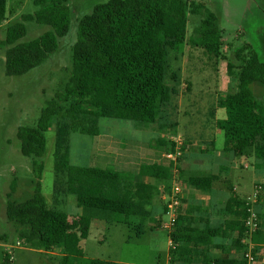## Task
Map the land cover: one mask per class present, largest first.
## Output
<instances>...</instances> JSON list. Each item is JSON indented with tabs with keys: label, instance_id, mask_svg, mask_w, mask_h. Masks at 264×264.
Instances as JSON below:
<instances>
[{
	"label": "trees",
	"instance_id": "obj_1",
	"mask_svg": "<svg viewBox=\"0 0 264 264\" xmlns=\"http://www.w3.org/2000/svg\"><path fill=\"white\" fill-rule=\"evenodd\" d=\"M69 0H33L37 10L22 16V22L9 25L0 48L6 51V74L23 75L57 52L59 38L68 35L71 20ZM7 0H0V23L6 19ZM193 21L189 45L206 51L209 77L219 73L223 56V34L218 16L203 3L190 0H107L94 5L90 14L78 22L77 38L72 46V67L61 91L46 102L34 126H19L17 138L21 153L32 158L36 177L41 178L46 151L45 131L57 126V147L53 154L54 178L52 204L47 202L38 182L31 197L23 202L12 200L8 193L6 218L24 245L41 253L60 252L57 264H128L87 258L82 242L92 220L126 225L135 238H141L151 226L154 200L161 195L159 182L169 187L170 166L153 162L140 169L144 180L136 181L128 172L108 168L83 167L69 161L70 134L99 135L100 118L130 121L140 130L159 128L162 110L175 92L167 83L169 50L185 42V22ZM47 24L52 29L35 39L19 42L26 36L25 22ZM239 69L235 91L218 102L223 117H214L215 129L224 133V150L235 156L251 150L257 166L264 169V105L255 97L251 86L264 85V61L250 47L235 51ZM234 63H227L232 75ZM169 150L175 152L170 141ZM190 142L181 144L182 153L191 151ZM167 146V147H168ZM215 151L211 140L202 153ZM183 157V155L179 156ZM173 161H171L172 167ZM226 170L220 167L219 171ZM219 173L188 174L180 171L183 187L212 190ZM69 197L89 198V205L78 206L81 225L72 228L68 214L60 208ZM187 201L181 200L176 220L169 228L171 240L169 264H247L243 256L213 258L209 255L217 239L231 238V245L245 250L248 245L246 200L230 197L219 210L224 220L212 223L200 216L192 218ZM167 207L164 208V213ZM73 215V214H70ZM251 236L253 255L264 247V220ZM152 230V229H151ZM224 253V249L222 250ZM1 264H12L9 253H3ZM257 264H264L259 263Z\"/></svg>",
	"mask_w": 264,
	"mask_h": 264
},
{
	"label": "rangeland",
	"instance_id": "obj_2",
	"mask_svg": "<svg viewBox=\"0 0 264 264\" xmlns=\"http://www.w3.org/2000/svg\"><path fill=\"white\" fill-rule=\"evenodd\" d=\"M105 1L107 0L66 2L71 20L68 35L59 38L57 52L26 74L7 75V48H0V264L4 252L9 253L12 264H57L60 258L57 252L44 254L26 247L6 218L8 193H12V200L23 202L31 197L38 182L41 183V192L46 201L52 204L55 164L53 154L57 147V126L53 125L44 133L47 141L46 151L41 158H36L44 165L40 179L36 177L32 158L21 153L20 141L16 134L19 126L36 125L46 102L53 98L57 91H61L71 72L72 46L77 38L78 22L84 15L90 14L95 4ZM190 1L205 4L218 16L223 34V56L217 78L203 83L205 77L208 78L210 74L206 51L201 47L189 45L188 40L193 36L195 25L192 20L187 24L185 22V42L178 43L174 49L169 50L167 83L175 92L162 110L161 127L140 130L130 121L100 118L99 136L70 134L69 161L73 165L83 167H108L120 171L111 164L119 160L122 164L131 167V176L136 179V176L134 177L136 166L139 165L141 169L142 163L158 159L154 162L166 163L171 168L169 187L164 190L165 206L170 201L173 182L179 177L181 170L185 175H206L211 172L217 173L220 167H225L226 171L222 170L215 183L217 190L224 193L221 200L229 194L230 197L236 196L245 200L253 193L254 186H259L261 197H258L256 203L260 224V212L264 220V169L257 166V160L251 150L244 156L230 155L231 151L224 150V133L215 129L210 112H214L216 118L223 117L225 113L218 107L219 99L237 88L239 69L236 65L235 51L239 46L256 50L264 61V0ZM36 10L37 6L34 5L33 0H7L6 19L0 23V38H4L5 30L9 25L22 22L23 15L32 14ZM25 25L26 36L19 42L30 41L52 29L47 24L34 21L25 22ZM229 61L234 63L232 75L228 73ZM251 89L255 97L264 105V85L256 83ZM170 136H174L177 141L181 140V143L190 142L191 149L192 146L194 150L196 149L193 154L199 156L212 154L200 151L213 140L215 153L221 154L222 157L213 155L211 158L188 159L191 151L182 153L181 150L183 157L168 160L164 154L171 151L168 149L169 146L162 145L161 141L166 144H170V141L174 143ZM149 148L159 153V156L150 155ZM98 160H102L108 166L100 165ZM171 161H173L172 167ZM218 161L221 163H216ZM156 181L159 182L161 187L159 188L162 190L161 180ZM179 184L183 193V187L180 182ZM211 196L214 199L217 195L196 190L190 192L188 198H184L192 218L199 217L205 209L208 210L209 217L213 221L218 219L219 214H216L215 210H219L222 201L220 200V203L218 200L214 201L219 205L214 210L209 204ZM89 203V198L69 197L66 204L60 207L68 214L72 228L82 223L78 215V206ZM161 203L158 204L159 209L164 206ZM160 214L163 225L155 229L158 224L155 221L156 225L154 223L151 227H147L146 233L141 238L133 237L130 229L123 224H110L100 220L85 223L88 233L82 242L83 253L87 258L128 264H168L170 244L164 224L168 223L169 216L163 212ZM231 248L234 247L231 245ZM259 251L256 262L264 263V247ZM239 253L243 256L245 252L240 250ZM193 264L200 262L195 261Z\"/></svg>",
	"mask_w": 264,
	"mask_h": 264
},
{
	"label": "crops",
	"instance_id": "obj_3",
	"mask_svg": "<svg viewBox=\"0 0 264 264\" xmlns=\"http://www.w3.org/2000/svg\"><path fill=\"white\" fill-rule=\"evenodd\" d=\"M99 136V135H98ZM97 147H99V146H97ZM145 149H146V147H144ZM150 150H149V154L150 155H155V156H159V153H157L155 150H153L152 148H149ZM193 151H195L196 152V149L194 150V146H192V149H191V153H189V155H188V159L190 158V159H195V158H197V157H200V158H202V157H209V158H211L213 155H216L215 157H222L221 156V154H216L215 153V151L214 152H212V154H206V155H201V156H199V155H195V154H193ZM230 155H235L233 152H230ZM158 159H154L153 161H148V163H142L143 165H145V164H150V163H153L154 161H157ZM166 162V161H165ZM98 163L100 164V165H102V166H104L105 164L103 163V161L102 160H98ZM216 163H221V161H218V162H216ZM115 168H119V170L120 171H124V172H128L130 175H132V170H131V167L128 165V166H126V165H124V164H122L119 160H115V161H113V163H111ZM164 165H166V163H163ZM142 165V166H143ZM105 166H108V165H105ZM104 166V167H105ZM105 168H108V167H105ZM137 171H139L138 173H137ZM182 171V170H181ZM212 171V170H211ZM224 171H226V170H224ZM221 172L222 171H218L217 173H219V176L218 177H220V174H221ZM135 174H134V177L136 176V179H133L132 178V176H131V178L133 179V180H136V181H140V180H144V178L142 177V175H141V173H140V168H139V165L138 166H136L135 167V172H134ZM178 176H179V174H178ZM222 178H224V177H222ZM176 179H178L179 180V177L178 178H176ZM157 179H155V178H153V177H150V178H148L147 179V181H150V182H152V183H156L157 181H156ZM216 183V182H215ZM161 185H162V187H163V189L161 190L162 191V193H161V195L159 196V197H157L155 200H154V209H153V220H152V224H154V225H156V222L155 221H157V226L155 227V229L159 226H162L163 225V222H162V217H161V212H163L164 213V208H165V196H166V194L164 193V190L166 189V184H164L163 182L161 183ZM159 187H160V185H159ZM183 187V186H182ZM161 188V187H160ZM196 190H198V189H196V188H194V187H183V193H182V199L184 200V198H188L189 197V195H190V192H195ZM185 191V192H184ZM198 191H200V192H205V193H208V194H213V195H217L216 196V198H214L213 199V196H211V201H209V204H210V206L215 210L216 209V207H217V203L215 204L214 203V201H216V200H218L219 201V203L222 201V204H221V206H220V208H218L219 210L221 209V208H223L224 206H225V204H226V202H227V200L230 198V194L228 195V197L226 196V197H224V200H225V202H223L224 200H221V199H223V198H221V196L224 194V193H222V192H220V191H218L217 190V188L215 187V184H214V186H213V188H212V190H209V191H203V190H198ZM215 193V194H214ZM164 200V201H163ZM221 200V201H220ZM163 203L164 204V206L162 205H160L161 206V209H159V206H158V204H160V203ZM161 203V204H162ZM219 206V205H218ZM203 210V209H202ZM219 210H215V212H216V214L218 213L219 215L217 216L218 217V219L216 220V221H213L210 217H209V213H208V210H203L202 211V213H200L199 214V217H195V220H198L199 218H200V216H203V217H205V218H207V219H209V220H211L212 221V223H218V222H222L223 220H224V218H223V215L219 212ZM167 213V212H166ZM166 213H164V214H166ZM169 222V221H168ZM151 224V225H152ZM151 227V226H150ZM164 227L167 229V231H169V228H170V226H169V224L168 223H166V225L164 224ZM169 244H170V246H171V240L169 239ZM216 244L217 245H215V247L210 251V253H209V255L211 256V257H213V258H217V257H220V256H227V257H235V256H237V257H239L240 256V253H239V249H236V248H231V238H224V239H217V241H216ZM225 250L224 251V253H223V251L222 250ZM37 252H39V251H37ZM39 253H41V252H39ZM50 253H55V252H50ZM44 254H46V253H44ZM56 254H58V255H60L61 253L60 252H57ZM117 262V261H116ZM122 263V262H121ZM168 264H169V259H168ZM201 264V263H200Z\"/></svg>",
	"mask_w": 264,
	"mask_h": 264
},
{
	"label": "built area",
	"instance_id": "obj_4",
	"mask_svg": "<svg viewBox=\"0 0 264 264\" xmlns=\"http://www.w3.org/2000/svg\"><path fill=\"white\" fill-rule=\"evenodd\" d=\"M172 141H175V152H168L164 154V157L168 160H176L179 156H181V140L177 141L174 136H170ZM259 186H254L253 193L249 195L245 200L248 205L247 209V217L243 220L245 226L247 227L248 234V245L244 250L243 257L246 259L247 264H257L256 257L253 255L254 245L251 242L252 234L257 230L259 226V217L257 210V200L258 197H261V191H259ZM182 188L177 179L173 182L172 195L170 197V201L167 203V214L169 216V226L171 227L176 220V216L178 213V208L181 205L182 200Z\"/></svg>",
	"mask_w": 264,
	"mask_h": 264
}]
</instances>
